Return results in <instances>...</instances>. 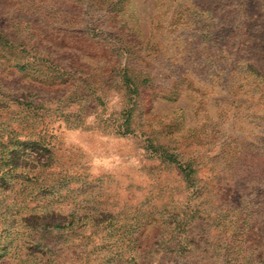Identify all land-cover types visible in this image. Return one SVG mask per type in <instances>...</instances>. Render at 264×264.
<instances>
[{
	"label": "rangeland",
	"instance_id": "obj_1",
	"mask_svg": "<svg viewBox=\"0 0 264 264\" xmlns=\"http://www.w3.org/2000/svg\"><path fill=\"white\" fill-rule=\"evenodd\" d=\"M197 31L212 53L247 49L232 87L187 58ZM91 35L135 42L152 75L171 66L192 85L115 133L129 103L104 46L87 52ZM258 79L260 94L239 86ZM245 113L264 116V0H0V264L252 261L235 232L264 229V211L249 217L230 153L264 129Z\"/></svg>",
	"mask_w": 264,
	"mask_h": 264
},
{
	"label": "trees",
	"instance_id": "obj_2",
	"mask_svg": "<svg viewBox=\"0 0 264 264\" xmlns=\"http://www.w3.org/2000/svg\"><path fill=\"white\" fill-rule=\"evenodd\" d=\"M110 23L111 21H101V24L97 27L100 30V35L105 32L109 33V35L113 36L116 41L120 40L122 43L123 37H121L118 32L113 31V25L111 26ZM86 39L87 38H82L83 41L88 42L87 52L92 56L98 54L99 49L96 50L99 48L98 46H104L103 52L109 59V63L105 68L107 70L106 77L107 79H119L118 84H120L123 89L124 95L127 96L129 107L125 111H122L121 119L115 125V133L125 134L132 131L131 126L133 124L134 111L139 114L147 113L153 100H174V95L180 93L183 87L184 89H187L192 85L191 81L180 78V73H175L176 70L171 66L167 68L166 73L162 72L157 75H152L147 67V61L144 59L146 55H141L138 48L139 45L135 42L129 41L128 44L130 47H127L126 44L122 48H117L115 47L116 41H112V39L107 40L104 37L99 39L96 35H91L87 40ZM185 40L187 58L192 61L196 71H210L216 76L225 79V81L227 80V85L232 87L234 81H228L229 77L227 76V71L236 67L237 62L231 58L237 53L245 56L248 52L247 49L244 46L233 49L231 46L228 47L225 45V47L227 46V54L224 52L219 53L220 55L212 53V51L206 47H199V43H205V40L207 41V39L198 31L187 33ZM121 55L124 56L123 63L119 62V57ZM246 67L249 68L248 66ZM169 78L172 80L170 81ZM242 85H245L244 87H247L248 90L250 89L253 94H260L263 86L259 79L257 82L246 81L243 84H239L240 87H243ZM232 95L233 94H229V98L224 99V102L231 101L233 98ZM222 102V100L219 101L218 99H213L211 105L216 106ZM232 102L239 101L232 99ZM199 103L203 106L206 104V101L200 99ZM219 115L223 114L219 113ZM245 116H247L251 122L257 123V125L261 124L264 129V116L256 114L250 115L247 113L239 114V117L244 119ZM232 140L235 143L232 147L233 150L230 153L232 155V157L230 155V158L233 162L232 168L234 172L237 171L241 174V185H245L246 187L241 194L244 193V196L247 197L246 206L248 207V210L246 211L249 217H251L250 214H252L254 219V215L256 216V214L264 211V139H257V141L240 140L239 142L235 139ZM146 141L148 144H151L150 139L146 138ZM175 156L181 157L183 155L178 152L166 153V157L171 158L172 160ZM179 166L182 167L183 171H186V173L189 174L195 170L191 167L189 162L181 163ZM235 234L247 237L252 248V261H248V263L247 261H244V263L264 264V229L253 227L250 232L246 233L244 228L241 227L236 230ZM233 237H235V235H233ZM241 241L242 239H239V242ZM204 259L209 263L207 258ZM209 260L212 261V263L215 262V264H220L216 257L212 256Z\"/></svg>",
	"mask_w": 264,
	"mask_h": 264
}]
</instances>
